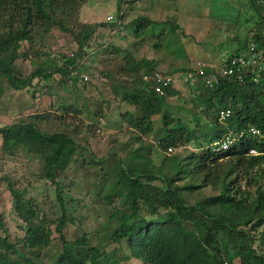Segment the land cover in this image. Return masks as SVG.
Masks as SVG:
<instances>
[{
    "label": "trees",
    "instance_id": "trees-1",
    "mask_svg": "<svg viewBox=\"0 0 264 264\" xmlns=\"http://www.w3.org/2000/svg\"><path fill=\"white\" fill-rule=\"evenodd\" d=\"M122 1L118 0L117 5L120 22L106 24L111 31L109 41L94 47L99 39L94 38L97 27L105 24L84 21L79 33L71 31L67 25L89 0H0V78H5L7 84L17 90L30 89L32 85L36 88L41 82L45 86L50 85V81L54 84L58 75L61 81L69 83L73 73L79 72L87 74V81L93 82L100 74L82 73L90 65L85 63L90 50L96 52L104 47L110 54L122 53L116 69L112 72L108 69V73L127 79L130 85L123 99L130 100L135 110L122 112L129 127L127 131L136 140H142V135L154 128L153 117L160 115L162 133L158 135L157 147L164 156L157 164L156 155L151 153L149 157L135 156L128 164L120 159L116 182L106 198L120 197L129 212L112 234V241H126L131 255L144 264H264V67L259 75L258 68L248 69L244 81H240L237 74L223 76L212 87L203 79H196L192 90L196 107L191 111L192 121L174 116L168 99L178 93L176 88L165 86V93L160 94L153 84L143 79L145 74L155 71L172 77L174 74L161 70L160 57H149L145 51L138 54L146 41L154 37L163 42L154 43V51H160L169 41L168 34L181 26L171 20L162 22L138 15L124 27ZM213 4L220 6L218 8L228 6L217 11L220 14L213 15V8H210ZM261 8L264 9V0H211L209 17L214 21L230 22L235 33L233 40L238 43L226 59L245 52L249 42L257 45L264 55ZM186 10L187 7L181 9L184 17L189 16ZM164 24L169 29L162 27ZM52 26L71 32L78 46L70 55H59L57 62H53L57 55L53 58L42 48L46 38L42 36L41 28L48 31ZM129 29L134 34L132 39L123 40L122 36L118 39L121 44L117 41L111 46L114 34L122 31L128 35ZM240 32L244 33V38ZM38 36L43 43L39 49L34 46ZM24 42L28 45L29 55L34 52L31 62L35 63V68L27 75L14 63ZM183 71L193 72L191 68ZM36 78L39 82H34ZM222 110L231 111L224 121L220 120ZM52 112L33 111L26 118L0 126L4 152L22 148L28 154H41L43 172L52 183L51 191L61 209L60 216L53 217L50 210L45 212L39 206L37 198L34 202L27 196L28 193L46 196L47 206L49 195L45 190L48 189L41 188V183L34 184V188L20 189L10 181L8 187L13 195L15 217L21 226H16L19 231L15 237L8 229L0 236V264L44 263L42 253L53 240L49 225L55 226L63 244L62 252L50 264H117V260L102 247L89 243V232L84 231L73 244L63 234L68 218L63 196L66 193L64 176L75 160L79 143L74 136L58 128L60 123L54 118L62 114L57 112L54 116ZM50 124L58 129L48 131ZM252 128L259 133H252ZM230 140L233 142L224 148ZM187 145L192 147L189 154L182 156L176 152L168 157L170 151ZM252 149L259 154H251ZM243 180L249 185H257L256 189L253 192L242 189ZM208 186L217 192L196 197L197 191ZM0 222L4 226L1 214ZM74 246L82 249L77 250Z\"/></svg>",
    "mask_w": 264,
    "mask_h": 264
},
{
    "label": "rangeland",
    "instance_id": "rangeland-1",
    "mask_svg": "<svg viewBox=\"0 0 264 264\" xmlns=\"http://www.w3.org/2000/svg\"><path fill=\"white\" fill-rule=\"evenodd\" d=\"M125 1L130 4L125 5L127 9L124 11L125 16L122 22L124 27L132 23V19L135 18L141 8H144V11L152 17L161 18L159 21L171 20L173 24L181 26L175 32L168 34L169 36L167 35L169 41H167L166 46L163 45L160 51H154L153 46L154 43L162 44L163 42L154 37L153 40L146 41L147 46L143 45L144 49L138 55L145 51L146 53H144L149 57L162 59L160 68L164 72L169 71L174 74L172 86L178 92L168 99L172 114L181 116L188 122L192 121L191 111L196 109L192 101V90L196 86V79H202L197 73H194L195 66L199 60H211L209 57L217 59L216 61L222 64L228 54L235 51L238 43L233 40L235 33L231 23L214 21L209 17L211 0H153L151 4L147 3L148 5L145 7L133 5L128 0ZM239 1L244 2L245 0ZM117 5L118 0H91V2L89 0L80 12L76 13L75 18L69 20L66 18L68 20L67 25L71 31L79 33L85 22L105 24L97 27L94 38L99 37V39L95 42L94 47L104 44L109 41L108 36L111 33L106 24L118 20ZM186 7L188 17H184L181 12V9ZM218 7L216 4L210 7L213 8V15L220 14L222 11L223 7ZM260 13L264 14L263 8L260 9ZM178 17L179 19H177ZM165 26L169 29L168 25H162V27ZM42 31V36L46 38L42 47L43 50L51 54L53 58L57 55L53 62L59 61L60 57L58 56L63 53L70 55L77 51L78 46L71 32L62 31L57 26H52L48 31L41 28ZM128 31V35L122 31L114 34L111 46L117 41L121 44V41L118 40L119 37L123 36V40L124 38L132 39L133 31L132 33L130 29ZM240 36H244V33L240 32ZM40 39L41 37L38 36L34 43L37 49L43 44L40 43ZM251 43L249 42L246 48ZM27 48L28 45L24 42L14 61L25 75L35 68V63L31 62V56L34 52L29 55L30 52L28 53ZM149 48L151 52H149ZM104 49V47H100L96 52L90 50L85 59V63L90 65L87 69H83L84 72L82 73L91 72L94 76L100 74L98 75L100 77L94 79L93 82L85 80L84 75L87 74L82 75L79 72L73 73L69 83L65 80L61 81L58 75L57 77L60 79H55L54 84L50 81L51 86H45V83L41 82L38 86L37 83H34L36 88L32 85L30 89L17 90L7 84L5 78H0V126L26 118V115L33 111L53 110L54 112L51 114L54 116L57 112L62 114L59 118H54L60 123L58 128L74 136L79 143V148L74 156L75 160L64 176L66 193L63 196L68 213L67 222L63 228L64 236L72 243L84 231H87L90 233L89 243L102 247L112 259L117 260V264H144L140 259L131 255V250L126 241H112V234L119 227L122 218L128 215L129 209L122 204L120 197L106 198V194L111 191L116 182L120 159L128 164L134 160L135 156L149 157L151 153L156 155L155 163L157 164L163 158L164 153L159 151L157 147L158 135L162 133V121L160 115H155L153 117V130L142 135V140H136L132 133L127 131L129 127L122 117V112L135 110V105L130 100L123 99V94L130 85L127 83V79L118 78L108 73L116 69L115 65L120 61L122 53L110 54ZM107 60L108 63H106ZM259 63L264 67V59L259 60ZM184 68H191L193 72L190 74L183 71ZM37 81L39 82V78L34 80V82ZM33 95H35L34 103L32 101ZM30 105H32L31 110L28 109ZM52 106H55L54 109H51ZM224 119L220 117L221 121ZM192 124H195L194 120ZM207 125L205 123L206 127ZM52 127L54 126L50 124L47 130L52 132L58 129ZM135 133L139 134V131ZM2 142V135L0 134V214L4 221V226L0 222V236H4L5 230L8 229L11 236L15 237L19 231L16 226L20 228L21 222L15 217L13 195L8 187L10 181L13 182L14 187L20 189L25 186H33L34 188V184L41 183L39 185L41 188L46 187L48 189L45 190L49 195L47 206L46 196H37L31 193H28L27 196H30L29 198L34 202L37 198L39 206L43 207L45 212L50 210V215L53 217L60 216L61 209L60 203L55 202V195L51 191L52 183L43 172L41 154H28L22 148H16L7 153L3 151ZM127 142L130 145H127ZM232 142L233 140L226 141L223 145L224 148ZM191 149L192 147L189 145L180 147L176 151H170L168 157L171 158L176 152L182 156L187 155ZM241 184L242 189L251 192L257 186L247 184L246 180H243ZM216 192V189L210 186L203 187L197 191L196 197L202 198ZM262 230L263 228L260 229L259 233ZM49 232L53 240L42 253L44 260L42 264H50L63 250L62 241L59 239V233L54 225H49ZM257 235L259 236V234ZM74 248L82 249L81 246H74ZM262 253H264L263 246Z\"/></svg>",
    "mask_w": 264,
    "mask_h": 264
},
{
    "label": "built area",
    "instance_id": "built-area-1",
    "mask_svg": "<svg viewBox=\"0 0 264 264\" xmlns=\"http://www.w3.org/2000/svg\"><path fill=\"white\" fill-rule=\"evenodd\" d=\"M261 59H264L262 50L258 49L257 45L254 43H251L244 53L235 54L226 59L222 64L214 60H199L195 66V71L209 86H214L217 82L219 83L221 77L233 74H237L239 80L244 81L245 73L250 68H253V70L258 68L257 75H259L260 70L263 69L262 64H258ZM84 79L87 80L88 76L84 75ZM143 79L153 84L155 90L160 94H164V87L173 85L174 81L172 76L162 74L159 71L145 74ZM230 114V110L221 111L222 118H226L230 116ZM251 131L254 134L259 133L255 128H252ZM250 153L254 155L259 154L256 149H252Z\"/></svg>",
    "mask_w": 264,
    "mask_h": 264
},
{
    "label": "crops",
    "instance_id": "crops-1",
    "mask_svg": "<svg viewBox=\"0 0 264 264\" xmlns=\"http://www.w3.org/2000/svg\"><path fill=\"white\" fill-rule=\"evenodd\" d=\"M124 1V2H123ZM122 1V4H123V8H122V12L125 14V10L127 9V8H125V5H127L128 6V4H130V3H128L127 1H125V0H123ZM152 1L153 0H137V1H135V2H133V3H131V4H133V5H136V6H139V7H145V6H147L148 4L147 3H152ZM90 2H91V0H90ZM127 2V3H126ZM104 3V2H103ZM140 9V8H139ZM138 15H141V16H148V17H150V18H152V19H154V20H160L161 18H155V17H152L151 15H149L147 12H145L144 11V8H141L140 10H138V13H137V15L135 16V17H137Z\"/></svg>",
    "mask_w": 264,
    "mask_h": 264
}]
</instances>
